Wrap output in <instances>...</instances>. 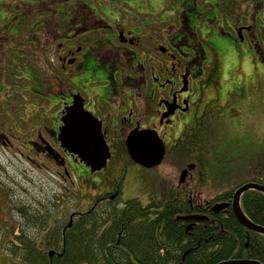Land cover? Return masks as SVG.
<instances>
[{
  "label": "flooded vegetation",
  "instance_id": "obj_1",
  "mask_svg": "<svg viewBox=\"0 0 264 264\" xmlns=\"http://www.w3.org/2000/svg\"><path fill=\"white\" fill-rule=\"evenodd\" d=\"M0 1L6 5L0 18L7 30H14L19 20L32 23L35 45L40 44L37 33H41L45 39L43 53L53 55L44 78L37 69V77L45 82L40 81L39 88L19 90L14 82L7 81L6 74L11 73V79H21V62L16 54L9 55L14 59L12 63L6 62L9 53L2 54L3 48L0 51V150L9 147L27 153L29 164H42L57 178L68 182L76 196L67 199L73 207L61 203L57 210H51L50 205L41 203L27 220L35 228L33 247L42 252L41 258L47 259L44 264L59 262L66 252V236L72 233L75 220H84L80 234L83 241L85 232L91 229L90 223L85 222L87 215L96 216L93 238L97 264H137L129 253L132 236L146 226L139 217L134 218L128 202L138 199L142 205L152 206V200L163 198L174 204L175 220L188 224L185 232L192 240L186 242L184 252L174 257L173 262L168 260L165 250L160 253L165 264H183L195 250L192 228L197 220L193 217L210 216L198 211V203L209 205L207 209L216 214L225 207L214 211V204H208L214 196L202 199L199 187L204 172H198L201 165L195 157L197 151L191 153L179 177L173 178L175 173L171 172L169 184L162 191L152 189L146 199L126 198L132 173L145 184L160 182L158 176L151 180L135 171V167L151 170L158 165L147 167L136 162L130 155L127 138L133 131H156L165 145L164 162L168 154L173 161L180 159L178 146L187 137L196 141L198 136H211V126L230 130L226 73L228 69L252 67L251 49L259 50L264 43V0H179L175 5L174 0L169 3L151 0L158 14L146 19L124 18L114 8L117 3L126 8H140V0H83L82 4L74 0L78 4L72 10L55 5L66 0ZM246 2L250 7H245ZM11 4L16 8H9ZM168 6L171 11H167ZM21 9L26 11L25 15ZM167 12L170 16H162ZM54 13L58 21L49 23ZM39 22L42 24L38 25ZM11 33L18 35L15 31ZM3 36L4 32L0 45ZM19 54L22 57L20 51ZM10 95L16 98L14 110L6 108ZM76 101L100 123L107 158L97 170L60 140V127L65 126L64 118ZM190 164L194 167H189ZM182 192L190 202L191 211L186 214L180 213ZM48 198L47 201L59 202L64 195ZM80 202H86L87 207L80 206ZM28 211L20 212L26 215ZM180 228L175 225L176 231ZM54 233L61 235L60 251L49 243L48 237L55 238ZM111 235L114 236L107 237ZM24 246L21 242L19 247ZM34 257L39 259L37 252ZM20 261L27 264L26 259Z\"/></svg>",
  "mask_w": 264,
  "mask_h": 264
},
{
  "label": "rangeland",
  "instance_id": "obj_2",
  "mask_svg": "<svg viewBox=\"0 0 264 264\" xmlns=\"http://www.w3.org/2000/svg\"><path fill=\"white\" fill-rule=\"evenodd\" d=\"M77 1L80 4L84 3L83 0ZM160 1L169 3L171 0ZM64 2V4L57 2L55 5L60 7L64 5V7L72 10L78 4L74 0ZM148 2L149 0H140V8L135 6L126 8L118 3L114 8L124 18L146 19L149 18L148 15L156 16L158 14L152 1L150 0V4ZM177 3H179V0H174V5ZM5 6L0 1V13L4 11ZM245 7H250V5L246 2ZM9 8L15 9L16 6L11 4ZM166 9L171 11L170 6ZM79 11L81 10L79 9ZM263 12L262 10V14ZM21 13L25 15L26 11L21 9ZM168 14L169 12L162 14V16H170ZM171 16L173 18L172 14ZM36 17L37 15H34V18ZM57 17L56 13L53 17L50 15L48 22L55 24L58 21ZM175 18L178 20L177 17ZM16 23L17 26L14 30H7L8 26L0 18V35L4 32L3 38H5L2 45H0V51L3 48L5 52H2V54L9 53L6 56V62L12 63L14 60L10 59V54L18 56L16 58L21 62V76L23 77L21 79H11V73H7V81L14 82L19 90L28 88L30 90L31 87L39 88L40 81L45 82L43 78L48 70L49 59L53 55L46 54L45 51L43 53L45 39L41 33H37L40 36V44L32 45L34 43L31 41L36 42L34 30L31 29L34 28L32 23L28 24L22 20ZM39 24H42V22H39ZM13 31L18 35L11 33ZM18 50L22 53V57H19ZM32 50L37 51L38 54L33 53ZM251 55L253 59L251 68L247 66L246 69L233 68L231 71L228 69L226 73L225 86L227 90L225 97L229 105L226 107V113L230 130L223 131L222 127L221 129L217 126L210 127L212 135L208 143L209 152L205 156L204 165L205 169L208 170L209 179L205 184L201 180V186L198 183L202 199L211 198L247 179L264 174V57H260V49H251ZM37 69H39L43 78L39 79L37 77ZM236 71L239 74H236ZM14 99L16 98L12 95L8 97L6 108L15 109V107H12L17 104V102L13 104ZM166 144L168 146L170 144L168 139H166ZM7 149L0 150V264H24L20 261L23 259V252L19 247L20 243L30 245L34 242L32 233L35 232V228L27 220L34 215L35 210L38 209L41 203L50 205L51 210H57V206L61 203L73 207L72 204L67 202V199L69 201L76 198V196H73L75 192L70 184L64 179L53 175L40 164L41 161H37L41 166L31 165L28 162L27 153L21 154L15 148L8 147ZM189 151L190 149H186L181 154L180 159L174 161L171 154H168L165 161L155 169L146 170L135 167V171L145 175L147 179L150 177L153 180L158 176L160 182L145 184L141 181V177L136 178L134 176L136 173H132L126 190V198L140 197L146 199L148 192L152 189L157 192L162 191L169 184L168 176L171 172L175 173L173 178L179 177L180 169L189 160ZM201 171L202 166L198 172L201 173ZM57 195H64V198H61L59 202L47 201L49 196H54L55 199ZM79 204L82 207L83 205L87 207L86 202H80ZM22 210H29L27 216L20 212Z\"/></svg>",
  "mask_w": 264,
  "mask_h": 264
},
{
  "label": "trees",
  "instance_id": "obj_3",
  "mask_svg": "<svg viewBox=\"0 0 264 264\" xmlns=\"http://www.w3.org/2000/svg\"><path fill=\"white\" fill-rule=\"evenodd\" d=\"M31 42L34 43L32 45H35V42ZM185 139L186 140L178 146L179 151L182 154L186 149H190L188 161L191 159L190 155L192 152H198L195 157L198 160V164L202 166V171L204 172V179L202 182L205 184L209 176L208 170L205 169L204 165L205 156L209 152L208 143L210 141V136L207 134L198 136L196 141L195 139L191 141L188 137ZM248 181L264 185V174L262 176H254L253 178L247 179L229 190H224L214 195L213 198L208 200V204L211 203L212 205L223 201L230 202L220 213H212V211L207 209L209 205L198 203V211L209 213L210 216L205 214L209 217L208 219H200L195 222L192 228L195 250L192 257H186L184 263L217 264L221 261L231 259H256L264 263V234L253 231L240 223L233 212L231 204L236 189ZM181 196L180 213H189L191 211L190 202L185 197L184 192H182ZM152 204V206L142 205V202L138 199L128 202L134 218L139 217L142 220V224L146 226L139 232H134L131 249L130 252L128 251L137 259V264H165L160 253L161 250H165L168 260L173 262L174 257L177 255L181 256L180 253L184 252L185 247H187L186 242L192 240L185 232V228L188 224L185 223V221L177 222L175 220V210L172 208L174 205L173 203H168L167 198H163L158 201L152 200ZM240 204L243 211L251 220L264 226L263 191L258 189L246 190L241 195ZM83 221L84 220L74 221L72 233L66 236V252L57 260L59 261L58 263H55L56 261L54 260L55 262L53 264H80V262L83 264L84 261H86L87 264H97L94 258L95 252L97 251V248L94 246V233L97 228L96 216H86L85 222L87 225L90 223L91 229L85 232L83 241H81L80 234L84 224ZM175 225H180L181 228L176 231ZM53 235H55V238L51 236L48 237L50 240L49 243L57 251H60L61 249L58 245L59 242H61V235L56 233ZM113 236L114 235L107 237ZM101 239L104 238L102 237ZM102 243L106 246L105 241ZM32 244L33 243H30V245L24 246V250L20 249L23 252V259L27 260V264H44L47 259L45 257L41 258L42 252L39 249H35ZM36 252L39 256L37 260H35L34 257ZM128 264L132 263L128 262Z\"/></svg>",
  "mask_w": 264,
  "mask_h": 264
},
{
  "label": "water",
  "instance_id": "obj_4",
  "mask_svg": "<svg viewBox=\"0 0 264 264\" xmlns=\"http://www.w3.org/2000/svg\"><path fill=\"white\" fill-rule=\"evenodd\" d=\"M91 115V114H90ZM83 110L82 104L78 101L68 110V116L64 118L65 126L60 127V140L70 150L81 154L82 157L90 161L93 170L104 166L107 158V148L101 136L100 123L93 116ZM127 145L131 157L138 163L147 167L158 165L162 162L165 155V145L163 140L157 135L156 131L143 129L133 131L127 138ZM104 153H99V151ZM193 168L194 165L190 164ZM186 170L181 174V182L184 181ZM248 189H258L264 192V185L249 182L240 186L233 195L232 209L240 223L245 227L264 234V226L255 223L243 211L240 198ZM227 204L216 203L212 208L219 211ZM186 218V217H183ZM196 220L206 218L203 215H195ZM52 253V252H51ZM217 264H262L253 259H233L221 261Z\"/></svg>",
  "mask_w": 264,
  "mask_h": 264
},
{
  "label": "crops",
  "instance_id": "obj_5",
  "mask_svg": "<svg viewBox=\"0 0 264 264\" xmlns=\"http://www.w3.org/2000/svg\"><path fill=\"white\" fill-rule=\"evenodd\" d=\"M260 57H264V43H263V45H262V47H261V49H260ZM238 72H236V74H237ZM239 74V73H238Z\"/></svg>",
  "mask_w": 264,
  "mask_h": 264
}]
</instances>
